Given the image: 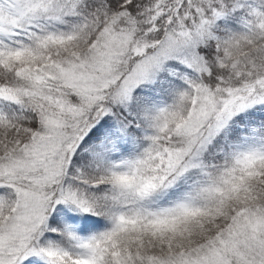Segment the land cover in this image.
<instances>
[{
	"label": "snow or ice",
	"instance_id": "1",
	"mask_svg": "<svg viewBox=\"0 0 264 264\" xmlns=\"http://www.w3.org/2000/svg\"><path fill=\"white\" fill-rule=\"evenodd\" d=\"M0 264H264V0H0Z\"/></svg>",
	"mask_w": 264,
	"mask_h": 264
}]
</instances>
